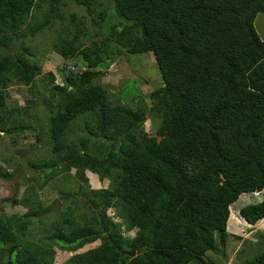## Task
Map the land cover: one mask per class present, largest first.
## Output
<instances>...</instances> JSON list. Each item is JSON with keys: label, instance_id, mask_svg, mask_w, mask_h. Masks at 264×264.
Returning a JSON list of instances; mask_svg holds the SVG:
<instances>
[{"label": "trees", "instance_id": "obj_1", "mask_svg": "<svg viewBox=\"0 0 264 264\" xmlns=\"http://www.w3.org/2000/svg\"><path fill=\"white\" fill-rule=\"evenodd\" d=\"M68 1L85 13H69L54 50L75 61L59 68L60 83L47 72L48 94L38 102L49 111V152L60 164L41 183L73 169L81 197L72 194L71 205L35 242H23L40 213L41 179L27 176L28 195L3 198L24 210L0 212V264H53L54 248L75 251L95 240L57 264H192L207 252L219 254L230 204L264 187V40L253 26L264 0H106L112 18L125 22L104 29L107 14L95 10L98 0H0V132L7 124L22 130L35 104L29 98L6 109L7 87L27 86L41 73L23 42L51 19L63 20L57 9ZM19 39L17 51L5 50ZM123 52H150L160 74L157 85L145 83L146 94L143 86L127 94L124 103L146 95L134 108L111 103L99 84L103 68ZM89 116L94 125L85 123L86 131L78 127L63 140L72 122L81 126L78 119ZM142 118L151 121V135ZM47 163L31 165L38 170ZM1 164V176L11 177L13 169ZM85 171L106 179V186L89 187ZM237 212L255 224L264 217V197ZM256 244L236 264H264V231Z\"/></svg>", "mask_w": 264, "mask_h": 264}, {"label": "rangeland", "instance_id": "obj_2", "mask_svg": "<svg viewBox=\"0 0 264 264\" xmlns=\"http://www.w3.org/2000/svg\"><path fill=\"white\" fill-rule=\"evenodd\" d=\"M99 4L96 5L95 10L97 12H103L107 14L105 17L104 27L125 22L123 19L112 18L113 9L112 4L107 3L106 0H98ZM41 9L39 12L41 14ZM57 11L64 12L65 18L51 19L49 25L46 28L36 33V35L30 40L23 42L15 41L12 48L5 49L6 51H17L21 47V43H24V47L27 48V58L31 62H37L40 66L41 73L33 79L32 83L27 86L20 84H13L6 89V109H10L13 106L22 107L26 104V99H33L35 104H31L27 110L28 115H24L20 124L24 128L20 130L21 126H11L7 124V132H0V161L2 167H7L8 171L12 172L11 177L7 178L1 176L0 173V212L1 213H21L24 208L18 205H12L8 201H4L3 198L20 197L22 194H29V190L26 189V178L31 175H39L38 183L40 187H37V197L39 204H36L35 208H39L40 213L38 217L31 219L30 228L26 234L19 239L23 242L30 241L35 242L37 236H41L43 228L49 224L52 220L58 218V213L66 208L67 205H71L70 200L74 198L72 194L79 196L77 182L73 177V169L70 170L71 174H64L61 179L52 178L50 181H44L43 177L46 173L52 171V169L59 168L60 164L57 161H52L53 156L49 152V148L52 144V140L49 136L48 117L49 111L41 103H38L42 97H46L47 90V72L50 71L56 77L54 83H60L59 68L70 67L75 59L62 58L54 50V45L64 32H62L63 26L66 24V20L70 12H76L77 15L85 13L81 7L76 6L71 2L66 4H59ZM87 31L93 34V28L87 23ZM104 31V30H101ZM62 38V37H60ZM92 39V37H90ZM119 55L110 61L107 69H104V74L100 77L99 84L106 90V95L111 103L123 104L126 101L127 94L138 93V88L143 86L144 94L147 92L145 83L149 82L152 86L159 83L160 74L157 65L154 61L153 55L150 52L134 53V54ZM129 83L127 86L125 84ZM125 86L121 89V87ZM141 89V88H140ZM143 99L138 103L132 99L127 100L124 103L126 106L134 108L141 103L147 101L146 95H143ZM28 106V105H26ZM18 114V113H17ZM14 115V114H13ZM19 115V114H18ZM17 119V118H16ZM78 119V118H77ZM81 126H76L74 122L70 124L72 129H68L63 133V140L68 141V134L75 133L78 128L87 130V125L90 127L94 125L93 118L78 119ZM86 120V121H85ZM142 129L149 135L152 134V123L147 118H142ZM48 121V122H47ZM87 125H86V124ZM82 124H85L82 127ZM17 125V124H16ZM31 128H34L32 130ZM85 130V131H86ZM99 138V136H98ZM98 140V139H97ZM50 162L45 165V168L35 170L32 167V163L43 161ZM52 161V162H51ZM54 162V163H53ZM3 169H0V171ZM69 175V176H68ZM87 185L91 188L105 187L107 180L102 181L97 178V175L85 171ZM35 184V183H34ZM25 187V190L23 189ZM27 190V191H26ZM81 197V195L79 196ZM264 197V188L253 193H242L238 198L230 204L229 212L230 218H227L226 222V241L222 248L217 249L220 253L207 252L203 257V262L192 264H236L246 258L248 255L255 251L256 238L259 232L264 231V217L257 221L255 224H249L242 219L238 213V208L246 203L259 201ZM37 199V200H38ZM48 207V208H47ZM47 208V209H46ZM44 210V211H43ZM47 210V211H46ZM49 210V211H48ZM47 213H46V212ZM107 214L112 213L111 208L107 209ZM113 219V217H112ZM113 221H118L115 218ZM133 231H129L126 234L132 235ZM99 243L95 240L91 243L85 244L75 251H65L54 248L55 254L53 256V264H57L68 258L70 255L82 252L86 249L92 248Z\"/></svg>", "mask_w": 264, "mask_h": 264}, {"label": "crops", "instance_id": "obj_3", "mask_svg": "<svg viewBox=\"0 0 264 264\" xmlns=\"http://www.w3.org/2000/svg\"><path fill=\"white\" fill-rule=\"evenodd\" d=\"M253 26L260 38L264 40V12L256 14Z\"/></svg>", "mask_w": 264, "mask_h": 264}, {"label": "clouds", "instance_id": "obj_4", "mask_svg": "<svg viewBox=\"0 0 264 264\" xmlns=\"http://www.w3.org/2000/svg\"><path fill=\"white\" fill-rule=\"evenodd\" d=\"M264 188V187H263ZM249 193H253V194H255L256 192H249ZM238 213V212H237ZM230 215V214H229Z\"/></svg>", "mask_w": 264, "mask_h": 264}, {"label": "water", "instance_id": "obj_5", "mask_svg": "<svg viewBox=\"0 0 264 264\" xmlns=\"http://www.w3.org/2000/svg\"><path fill=\"white\" fill-rule=\"evenodd\" d=\"M130 255H132L133 254V252L131 251V252H128Z\"/></svg>", "mask_w": 264, "mask_h": 264}, {"label": "built area", "instance_id": "obj_6", "mask_svg": "<svg viewBox=\"0 0 264 264\" xmlns=\"http://www.w3.org/2000/svg\"><path fill=\"white\" fill-rule=\"evenodd\" d=\"M112 214V213H111Z\"/></svg>", "mask_w": 264, "mask_h": 264}]
</instances>
